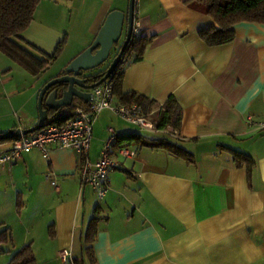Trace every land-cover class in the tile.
Masks as SVG:
<instances>
[{
    "label": "crops",
    "instance_id": "1",
    "mask_svg": "<svg viewBox=\"0 0 264 264\" xmlns=\"http://www.w3.org/2000/svg\"><path fill=\"white\" fill-rule=\"evenodd\" d=\"M185 1L137 0L133 22L138 36L150 41L141 59L123 65L121 82L122 92L153 100V109L172 95L181 109L179 127L147 130L103 109L93 121L87 155L99 157L112 128L115 137L165 138L193 161L126 141L136 156L123 157L113 145L118 165L101 200L80 184V158L71 148L51 143L47 159L33 148L0 163V228L11 233L12 253L29 243L35 264H264V131L246 123L247 116L264 121V23L239 21L231 42L209 46L198 31L214 22ZM127 3H37L18 42L39 57L61 43L57 56L67 55L44 76L29 74L0 52V134L36 124L42 85L91 43L109 11H126ZM112 102L120 103L114 94ZM68 112L62 108L58 116ZM12 140L3 139L0 151ZM232 151L251 157L250 172L246 164L236 165ZM48 172L55 186L45 179ZM94 216L92 262L83 250ZM62 248L70 250L67 263L58 258Z\"/></svg>",
    "mask_w": 264,
    "mask_h": 264
},
{
    "label": "trees",
    "instance_id": "2",
    "mask_svg": "<svg viewBox=\"0 0 264 264\" xmlns=\"http://www.w3.org/2000/svg\"><path fill=\"white\" fill-rule=\"evenodd\" d=\"M39 1L40 0H0V52L31 75H36L46 70L50 63L56 59L62 46L61 43H58L52 54H43L39 57L18 42L20 39L19 33L29 25L33 18L35 7ZM185 3L190 8L210 16L214 22L213 25L198 31L200 39L209 46L231 42L235 34L232 27L239 21L246 20L264 23V0H186ZM149 41V37H134L133 35L124 49L118 65L107 78L111 83L112 93L117 96L120 103L139 104L145 112L152 110L155 106V102L133 91L126 93L122 92L121 82L123 78V65L129 61V58L130 61L141 59L143 50ZM30 48L34 49V47ZM112 48L114 56L116 54V45ZM106 67L105 65L96 73L87 75V80L89 82L98 80L103 75ZM62 108L69 111L71 110V113L68 112L58 116ZM73 108V105H69L57 110L47 109L45 124L61 125L66 123L72 116ZM151 117L158 129L169 127L174 130L179 127L181 109L174 97L170 95L163 102L160 109L155 111ZM14 138L15 137L11 138V140ZM2 141L3 139H0V142ZM124 141L134 142L151 148L163 147L176 157L183 158L187 162L193 161L191 153L165 138H146L139 134H125L120 137H115L113 145L120 146ZM232 158L236 165H241L242 163L246 164L247 170L250 172L253 166V161L250 156L232 151ZM97 219V216L90 219L84 237L86 246L83 251L92 262L94 260L91 243L95 237ZM11 242L12 237L9 229L7 227H1L0 245L11 244ZM7 264H35L31 245L28 243L15 250L11 254ZM80 264H84L82 259L80 260Z\"/></svg>",
    "mask_w": 264,
    "mask_h": 264
},
{
    "label": "built area",
    "instance_id": "3",
    "mask_svg": "<svg viewBox=\"0 0 264 264\" xmlns=\"http://www.w3.org/2000/svg\"><path fill=\"white\" fill-rule=\"evenodd\" d=\"M137 0H134V4ZM138 33V23L133 22L132 36ZM92 97L86 106H77L73 109L71 118L64 124H44L40 129L27 134H21L11 141L10 146L0 151V163H11L17 160L23 152L35 148L40 151L42 157L48 158V145L57 143L61 147L73 149L80 158L78 167V179L81 185L92 188L95 197L101 200L110 189V171L118 163L112 157V146L115 135L112 128H108L109 136L103 142L99 157L91 161L88 158V149L92 133V125L95 117L103 110L109 109L119 118L135 123L143 129L159 130L151 115L157 111L152 109L145 112L139 104H115L111 83L106 79L91 89ZM246 123L259 131H264V121H255L251 116L246 117ZM116 151L123 157H135L136 150L129 144H122ZM45 179L52 185H56L51 174H45ZM58 258L67 263L70 260V250L62 248L58 252Z\"/></svg>",
    "mask_w": 264,
    "mask_h": 264
},
{
    "label": "water",
    "instance_id": "4",
    "mask_svg": "<svg viewBox=\"0 0 264 264\" xmlns=\"http://www.w3.org/2000/svg\"><path fill=\"white\" fill-rule=\"evenodd\" d=\"M134 5V0H128L126 11L118 9L109 11L91 43L66 64L64 73L42 85L37 96L36 124L28 128L8 130L0 134V139L17 137L40 129L45 124L47 109L57 110L72 105L74 100L89 103L92 97L91 89L108 78L132 38ZM122 34L120 48L105 68L103 75L98 80L89 82L84 72H91L101 66L108 59L112 47L118 44Z\"/></svg>",
    "mask_w": 264,
    "mask_h": 264
},
{
    "label": "rangeland",
    "instance_id": "5",
    "mask_svg": "<svg viewBox=\"0 0 264 264\" xmlns=\"http://www.w3.org/2000/svg\"><path fill=\"white\" fill-rule=\"evenodd\" d=\"M137 36H138V34H134V37H137ZM66 55L65 54H61L59 57L57 56L58 59L53 61L52 63H50L48 68L43 71L44 72V76H48L50 74H53L55 71H57L56 69L58 68V65H60V64H62L64 62V59H65L64 57H66ZM112 57H113V48L110 51V55H109L108 59L102 65L105 66V65L109 64V62L111 61ZM95 71L96 70H91L92 73L95 72ZM147 134L148 135H153L152 133H147ZM11 254H12V252H11V248H10L9 244L0 245V264H1V262L3 260H9Z\"/></svg>",
    "mask_w": 264,
    "mask_h": 264
},
{
    "label": "flooded vegetation",
    "instance_id": "6",
    "mask_svg": "<svg viewBox=\"0 0 264 264\" xmlns=\"http://www.w3.org/2000/svg\"><path fill=\"white\" fill-rule=\"evenodd\" d=\"M120 45H121V43H118V44L116 45V51H115L116 53L118 52V50H119V48H120ZM115 55H116V54H115ZM115 55H114V56H115ZM84 73H87V72H84Z\"/></svg>",
    "mask_w": 264,
    "mask_h": 264
}]
</instances>
